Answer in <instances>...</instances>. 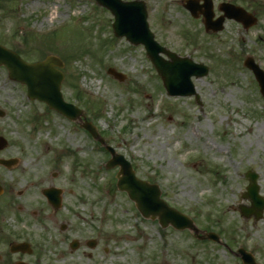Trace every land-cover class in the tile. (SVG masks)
<instances>
[{
    "label": "rangeland",
    "instance_id": "obj_1",
    "mask_svg": "<svg viewBox=\"0 0 264 264\" xmlns=\"http://www.w3.org/2000/svg\"><path fill=\"white\" fill-rule=\"evenodd\" d=\"M145 2L156 40L208 65L206 75L192 77L200 103L193 95H168L144 46L115 36L112 13L95 0H0V43L29 61L61 57L63 98L83 109L138 177L157 183L170 206L217 232L223 245L143 218L116 188L117 167L104 166L109 153L76 122L28 99L25 85L9 79L3 66L0 135L7 145L0 156L18 161L0 165V182L31 203L42 200L39 187L56 185L66 191L65 205L87 220L91 213L111 215L119 263L141 264L144 254L150 264H242L235 254L241 246L264 264V210L253 220L238 209L250 206L241 196L249 169L264 197V129L257 131L264 126V98L242 63L250 55L264 69V0H236L256 22L245 29L226 19L217 33L205 32L181 0Z\"/></svg>",
    "mask_w": 264,
    "mask_h": 264
},
{
    "label": "water",
    "instance_id": "obj_2",
    "mask_svg": "<svg viewBox=\"0 0 264 264\" xmlns=\"http://www.w3.org/2000/svg\"><path fill=\"white\" fill-rule=\"evenodd\" d=\"M99 4L106 6L114 14L113 29L116 35H125L132 43H144L147 55L162 78L163 85L169 94H191L194 87L190 80L192 74L201 76L207 72V67L201 63H194L188 57H181L166 47L161 46L153 39V34L149 31L146 22L145 5L142 0H96ZM194 17L199 14L204 16L203 22L207 31H217L222 28L225 16L233 17L241 21L244 27L255 22V17L244 8L228 2H222L219 8L224 11L216 20H212V3L205 0L204 10L202 5L197 4V0H187L185 4ZM166 54L169 59H165L160 53ZM0 64L4 65L10 79L19 81L27 87V96L30 99L44 101L48 107L55 109L68 118L77 121L81 127L86 129L93 138L101 143L104 139L95 125L85 119L82 109L72 103L66 102L60 91L63 73L58 67L63 66L62 60L56 55H47L44 59L28 62L20 57L15 51L0 44ZM244 64L251 68L259 81L261 92L264 95V72L254 63L252 57H247ZM108 72L116 78L123 79V75L114 68L109 67ZM0 111V115H2ZM5 140L0 136V148L5 145ZM111 153V158L105 163V167L110 168L119 165L116 173L117 186L125 190L128 196L135 202L136 207L145 217L157 218L162 226L171 224L175 228H188L194 234L202 238L219 240L216 233L212 231L199 230L193 220L187 215L177 211L160 197V189L157 184L139 179L135 176L132 166L122 155L105 145ZM8 163L9 161L0 160ZM256 174L252 171L246 173L249 179L244 197H249L252 207L246 209L240 207L244 217L253 215L255 220L261 217L264 208V198L258 194ZM202 233L200 235L199 233ZM239 255L244 264H258L250 252L239 248Z\"/></svg>",
    "mask_w": 264,
    "mask_h": 264
},
{
    "label": "flooded vegetation",
    "instance_id": "obj_3",
    "mask_svg": "<svg viewBox=\"0 0 264 264\" xmlns=\"http://www.w3.org/2000/svg\"><path fill=\"white\" fill-rule=\"evenodd\" d=\"M0 187V264H129L114 259L111 215L91 213L87 220L65 205L61 187L59 202L48 200L39 187L42 200L32 203L17 200L6 182ZM140 263L150 264V256L143 254Z\"/></svg>",
    "mask_w": 264,
    "mask_h": 264
},
{
    "label": "bare ground",
    "instance_id": "obj_4",
    "mask_svg": "<svg viewBox=\"0 0 264 264\" xmlns=\"http://www.w3.org/2000/svg\"><path fill=\"white\" fill-rule=\"evenodd\" d=\"M32 4L34 5V4H36V2H33ZM248 129H249V132H250V133H252L253 135H255V132H252L251 127H249ZM263 129H264V126H262V125L257 127V131H258V132H262Z\"/></svg>",
    "mask_w": 264,
    "mask_h": 264
}]
</instances>
